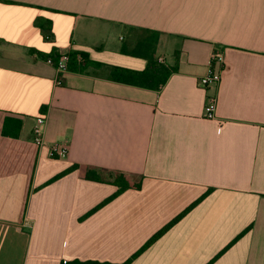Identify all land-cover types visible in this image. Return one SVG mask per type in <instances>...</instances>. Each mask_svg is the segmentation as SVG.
I'll return each mask as SVG.
<instances>
[{
	"label": "crops",
	"instance_id": "crops-1",
	"mask_svg": "<svg viewBox=\"0 0 264 264\" xmlns=\"http://www.w3.org/2000/svg\"><path fill=\"white\" fill-rule=\"evenodd\" d=\"M131 27L160 32L176 72L159 91L110 79L147 67L121 53ZM62 53L85 54V72L59 77L48 60ZM56 143L66 157H50ZM86 168L141 188L85 218L118 190ZM197 202L130 264H264V0H0V264H122Z\"/></svg>",
	"mask_w": 264,
	"mask_h": 264
},
{
	"label": "trees",
	"instance_id": "trees-1",
	"mask_svg": "<svg viewBox=\"0 0 264 264\" xmlns=\"http://www.w3.org/2000/svg\"><path fill=\"white\" fill-rule=\"evenodd\" d=\"M47 24L51 25L50 22H47ZM159 39H160V32L158 31H151L147 29H136L132 27L129 28L127 41L123 44L121 48V53L126 56L144 59L147 62V67L143 71H135L125 68L115 67L112 69L110 73V79L118 83H123L131 86L146 88L155 91H159L162 87H164L169 81L170 77L174 74V72H176V69L169 67L164 63H161L160 60L158 59L157 49H158ZM80 58L84 59L85 61L87 60V56L85 54H79V53L70 54V61L68 65L69 71L81 72V73L85 72L87 67L86 65L83 64ZM51 59H53L54 63L57 64L59 60V55L52 57ZM22 126H23L22 120L7 119L4 125L3 135L10 138H19L22 130ZM76 168H78V166H74L70 168L68 171L55 177L50 182H54L58 180L59 178L67 175ZM84 172L87 180L98 183H109L116 186L118 189L116 193H114L106 201L101 203L98 207H96L93 211H91L88 215H86L85 218L94 214L96 211L106 206L110 201L116 199L124 192L128 190L141 188V181L135 182L130 176L122 172L105 173L101 170L94 168H86ZM210 192L211 191H209L207 194H209ZM198 202L192 205L187 211L182 213L172 223L167 225L163 230H161L158 234H156L147 243V245L141 251H139L132 259L122 264H130L134 258H136L139 254H141L155 241H157L173 225L179 222V220L183 218L187 214V212L193 209L198 204ZM65 264H115V263L97 262V261L82 262L76 260Z\"/></svg>",
	"mask_w": 264,
	"mask_h": 264
},
{
	"label": "built area",
	"instance_id": "built-area-1",
	"mask_svg": "<svg viewBox=\"0 0 264 264\" xmlns=\"http://www.w3.org/2000/svg\"><path fill=\"white\" fill-rule=\"evenodd\" d=\"M69 61H70L69 53H62L59 55V60L57 64H55L53 59L51 58L48 60V63L55 65L58 71L59 77H61L64 73L69 71L68 70ZM160 62H163V61H160ZM212 62L213 64L217 63L220 66H224L225 65L224 54L217 53V52L214 53L212 55ZM221 79H222V70L220 71L211 70L207 76L201 78L199 81L201 87L206 89L208 92H211V91L214 92L208 96L207 103L205 106V117L210 120H214L216 118V108H217V103H218V97L215 91L218 90L220 83H221ZM45 126H46V118L44 115H40L36 119V124L34 127V137H35L34 143L38 147H42L45 145V141H44L45 140L44 139ZM68 152H69V149L65 144L56 143L52 145V147L50 148V157L53 159H61V158L66 157Z\"/></svg>",
	"mask_w": 264,
	"mask_h": 264
},
{
	"label": "rangeland",
	"instance_id": "rangeland-1",
	"mask_svg": "<svg viewBox=\"0 0 264 264\" xmlns=\"http://www.w3.org/2000/svg\"><path fill=\"white\" fill-rule=\"evenodd\" d=\"M137 61L138 60H134L133 58L127 57V67L131 66L132 64H136Z\"/></svg>",
	"mask_w": 264,
	"mask_h": 264
}]
</instances>
